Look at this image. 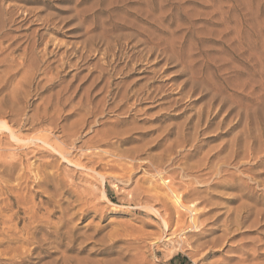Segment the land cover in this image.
<instances>
[{"label":"rangeland","instance_id":"obj_1","mask_svg":"<svg viewBox=\"0 0 264 264\" xmlns=\"http://www.w3.org/2000/svg\"><path fill=\"white\" fill-rule=\"evenodd\" d=\"M0 33V264H264V0H0ZM198 171L212 207L168 193Z\"/></svg>","mask_w":264,"mask_h":264},{"label":"bare ground","instance_id":"obj_2","mask_svg":"<svg viewBox=\"0 0 264 264\" xmlns=\"http://www.w3.org/2000/svg\"><path fill=\"white\" fill-rule=\"evenodd\" d=\"M1 34V33H0ZM124 99V98H123ZM48 108V107H47ZM46 109V108H45ZM91 110V109H90ZM3 112H5V111H3ZM6 113V112H5ZM5 113H0V116H4V114ZM95 113V112H94ZM1 118V117H0ZM18 120V119H17ZM84 120V119H83ZM87 120V119H86ZM39 121H41V120H39ZM44 121V120H43ZM33 122V121H32ZM35 123V122H34ZM82 124V123H81ZM34 125V124H33ZM46 125V124H45ZM52 129V128H51ZM58 130V129H57ZM89 130V129H88ZM62 131H64L63 133H64V136L65 137H70L68 134H66V132H65V130H62ZM90 131V130H89ZM9 132V131H8ZM16 131H10V138L14 141V142H16V143H20V141L21 140H19L21 137L17 134V133H15ZM7 136H9V134L7 135ZM46 136V135H45ZM44 135L41 137L40 136V138L38 137L37 138V140L36 141H38V142H40L43 146H46V147H51V148H53L54 149V151L56 152V153H58L63 159H65V160H68V157L70 156V153H68V152H66L67 151V149H69V148H67L66 146L68 145L67 143H68V140H64L63 141V144L64 145H66L65 147H66V150L62 147V146H58V144L57 145H52V143L50 142V140L48 139V137H45ZM76 136V135H75ZM9 138V137H8ZM50 138V137H49ZM71 139V138H70ZM35 141V140H34ZM92 141H94V138H91V139H89V142H92ZM71 142V141H70ZM73 142V141H72ZM51 143V144H50ZM21 144V143H20ZM32 144V142H29V143H27V144H25L24 146H22L21 147V149L20 150H22V153L20 154L21 156H24V155H26V150L29 148V147H31L30 145ZM36 144V143H35ZM70 144V143H69ZM85 145H87V147L88 148H92L91 146H88V142H85L84 143ZM33 145V144H32ZM70 145H72L71 146V149H73V151H74V149L75 150H77L78 148H76V145L75 144H73V143H71ZM82 147V146H81ZM80 147V148H81ZM8 151V150H7ZM40 151V150H39ZM4 155H5V149H0V159H2V158H4ZM89 155V154H88ZM9 156V155H8ZM90 156H92V153L90 154ZM116 156H118L119 158H125L124 156H125V154L123 153V154H117ZM131 157V156H130ZM17 158V157H16ZM70 158H71V156H70ZM10 159V158H9ZM21 157H20V159H18V160H16L14 163L12 162V163H10V164H8V165H5L4 166V168H6V166L9 168V170H11V169H16V167H18V166H24L23 165V163L21 162ZM129 159H131V158H129ZM24 160V159H23ZM124 160V159H123ZM132 160V159H131ZM172 160V159H171ZM61 161V160H60ZM170 161V160H169ZM168 161V162H169ZM166 163V162H165ZM165 163H163V162H161L160 164H159V166H161V167H163L164 165H165ZM48 164L49 163H44V164H42V166H41V170L42 169H44V168H46V167H48ZM231 164V163H230ZM169 165V164H168ZM2 166V165H1ZM43 167V168H42ZM22 168V167H21ZM168 169V168H167ZM3 170V169H2ZM21 170V169H20ZM187 170H188V168H187ZM193 170V169H192ZM1 171V170H0ZM3 171H5V169L3 170ZM19 171V170H18ZM160 171H162V170H160ZM188 171H190V170H188ZM195 171L196 170H194V173H195ZM200 171V170H199ZM198 171V172H199ZM17 172V171H16ZM23 172V171H22ZM185 172H187V171H185ZM9 172H7V174H8ZM11 173H13V172H11ZM191 173H192V171H191ZM191 173H186V175H187V178L189 177V175H191ZM1 174V173H0ZM163 174V172L160 174V172H158V175H162ZM177 174H179V173H177ZM20 175V174H19ZM185 174H183L182 175V177L181 178H184L185 176H186ZM195 175V181L192 183H187V184H185V182L183 181L184 179H180V181H182L183 183H181L180 185H179V188H176V186L178 185V184H176V186H175V184H173V185H169L168 187V193H169V195L170 196H172V198H174V199H176V201H177V203L178 204H181V205H183V203H185V204H188L189 205V203L192 205L193 203H191L192 201H193V199H192V201L190 202V200H188V198H190V197H192V196H190V193H191V195L193 194V195H198V197L200 196L201 197V199H202V203L205 205V207H212L213 205H215L214 204V202H213V196H210L209 194H207V192H206V194H205V191H201V189H197V188H195V187H193V189H192V191H190L189 192V189H191L192 188V185L194 184V183H200L201 181H200V179L202 178L201 176H203L202 174H201V176H200V172H199V175L197 176L196 174H194ZM193 175V176H194ZM208 175V174H207ZM5 176V175H4ZM26 176V175H25ZM193 176H191V177H193ZM18 177V176H17ZM20 177V176H19ZM128 177V176H127ZM177 177V176H176ZM201 177V178H200ZM203 179V178H202ZM19 180V179H18ZM173 181V180H172ZM171 181V182H172ZM203 181V180H202ZM207 181V180H206ZM174 183V182H173ZM204 183V182H203ZM44 184V181H42V182H40L39 183V185H43ZM65 185V184H64ZM202 188V187H201ZM207 189V188H206ZM212 189H215V187L213 188L212 187ZM211 189V190H212ZM205 194V195H204ZM190 196V197H189ZM200 197H199V199H200ZM192 198H194V197H192ZM196 199H194V201H195ZM195 203V202H194ZM200 204V203H199ZM57 205V204H56ZM189 211H190V218H191V221L193 222V226H196V228H198L199 226H202L203 224H201L200 225V222H199V217L197 216H195V215H193V212H194V210H192V209H190L189 207L187 208ZM197 209V208H196ZM206 209V208H205ZM208 209V208H207ZM177 215H178V220L179 221H181L180 220V218H181V215H180V213L178 212L177 213ZM201 218V217H200ZM221 218H222V216L220 217L219 216V212H217L216 210H209L208 209V211L207 212H205L204 214H203V219H202V222L203 223H205V222H210V221H212L213 223H214V225H216L220 220H221ZM201 221V220H200ZM231 221H226V228L228 229V225H227V223L229 224ZM211 225V224H210ZM168 227V226H167ZM215 227V226H214ZM37 229V228H36ZM29 230V229H28ZM183 231V230H182ZM206 229H203L201 232V235H203V234H205L206 233ZM211 231V230H210ZM210 231H208V232H210ZM28 233V232H27ZM26 233V235H28ZM230 235V233H228V230H227V232H224V234H223V236H222V239L223 240H221V241H214V242H212V249L213 248H216V247H222L223 246V243H224V240H226L227 238H228V236ZM29 237V236H28ZM24 238H26V237H24ZM32 238V237H31ZM31 238L29 239V238H27V240H31ZM19 239V238H18ZM25 241H26V239H25ZM27 242H29V241H27ZM32 249V248H31ZM24 253V252H23ZM16 255V254H15ZM18 255V254H17ZM22 255H24V254H22ZM7 260V259H6ZM66 261V260H65Z\"/></svg>","mask_w":264,"mask_h":264},{"label":"trees","instance_id":"obj_3","mask_svg":"<svg viewBox=\"0 0 264 264\" xmlns=\"http://www.w3.org/2000/svg\"><path fill=\"white\" fill-rule=\"evenodd\" d=\"M175 258L172 260V262H174Z\"/></svg>","mask_w":264,"mask_h":264}]
</instances>
